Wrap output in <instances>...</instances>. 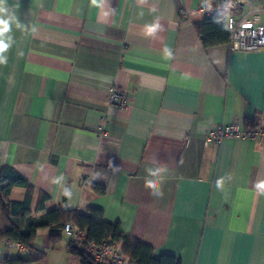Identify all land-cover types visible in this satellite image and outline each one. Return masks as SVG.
Wrapping results in <instances>:
<instances>
[{"label":"crops","instance_id":"crops-1","mask_svg":"<svg viewBox=\"0 0 264 264\" xmlns=\"http://www.w3.org/2000/svg\"><path fill=\"white\" fill-rule=\"evenodd\" d=\"M209 5L7 0L16 22L0 64V166L32 184V211L45 193V211L99 207L155 257L264 264V195L255 189L264 180V141L215 144L206 135L216 124L264 125V48L204 46L194 24L207 15L195 10ZM251 17L264 22V0H253ZM151 24L159 28L149 36ZM111 88L126 106L109 102ZM157 162L166 169L159 198L145 186V169ZM24 195L14 187L8 199ZM49 232L35 237L45 247Z\"/></svg>","mask_w":264,"mask_h":264},{"label":"trees","instance_id":"trees-1","mask_svg":"<svg viewBox=\"0 0 264 264\" xmlns=\"http://www.w3.org/2000/svg\"><path fill=\"white\" fill-rule=\"evenodd\" d=\"M194 27L204 46L228 42L229 33L224 14H209L201 22L195 23ZM249 126H252V122ZM14 187L25 189L22 200L8 199ZM93 187L97 192L103 191V188L97 184H93ZM33 190L32 184L12 166H0V240L10 241L13 247L19 244L25 251H28L27 256L18 255L9 258L7 255L4 259H0V264H35V260L40 261L44 252L33 245L37 230L48 229L50 244L55 246L64 235L62 230L66 223L79 227L85 234L81 244H76L64 235L67 238V253L75 256L81 264H97L88 247L90 244L98 245L103 242L119 246L121 252L135 264H180L179 260L170 255L155 257L150 245L124 233L118 221L105 220L103 210L99 207H91L87 213H80L76 209L65 207L45 211V203L49 200V196L40 193L34 211H32L30 204ZM34 212L42 213L35 215ZM1 222L5 228L1 227ZM29 251H37L39 256L34 258Z\"/></svg>","mask_w":264,"mask_h":264},{"label":"built area","instance_id":"built-area-1","mask_svg":"<svg viewBox=\"0 0 264 264\" xmlns=\"http://www.w3.org/2000/svg\"><path fill=\"white\" fill-rule=\"evenodd\" d=\"M210 3L208 10L199 7L195 12L206 15L216 13L224 14L226 18V28L229 33L228 45L232 49L256 50L264 48V22L251 19L253 0H207ZM126 95L116 89L111 88L108 93L109 102L115 107L126 106ZM207 139L215 144L221 143L225 139H251L264 141V125L254 124L240 128L237 124H216L207 131ZM67 238H71L76 244H81L85 238L83 230L79 227L66 223L62 230ZM0 259H4L12 246L6 240L0 243ZM16 248H22L19 244ZM88 250L92 252L97 264L108 262L110 264H135L133 260L125 256L119 246L103 242L95 245L90 244Z\"/></svg>","mask_w":264,"mask_h":264},{"label":"clouds","instance_id":"clouds-1","mask_svg":"<svg viewBox=\"0 0 264 264\" xmlns=\"http://www.w3.org/2000/svg\"><path fill=\"white\" fill-rule=\"evenodd\" d=\"M90 5L92 7L101 8L104 6L106 0H89ZM105 16L108 15L107 12L103 13ZM16 22L15 16L10 12L9 8L7 7V0H0V64L7 63V57L3 55L7 51V49L11 46V37H6L5 34L11 31L12 24ZM17 26L19 24L17 23ZM159 28L158 24H151L147 25L145 28V32L147 35H153L157 29ZM168 56H171L170 50H165ZM147 173V177L145 179V186L151 190L153 196L159 198L163 195L162 191L160 190V184L164 180V173L166 171L165 167L160 163H155L152 166L146 167L145 169ZM64 177L60 176L55 178V183L60 184L63 181ZM223 181L218 180L216 182L217 188H222ZM255 189L257 190L259 195H264V180H260L255 184ZM62 194L65 197L71 198L72 197V190L68 186L62 187Z\"/></svg>","mask_w":264,"mask_h":264},{"label":"rangeland","instance_id":"rangeland-1","mask_svg":"<svg viewBox=\"0 0 264 264\" xmlns=\"http://www.w3.org/2000/svg\"><path fill=\"white\" fill-rule=\"evenodd\" d=\"M1 224H3V222H1ZM4 241V239L0 240V243H3L2 246H5ZM66 241L67 238L63 235V237L57 242L55 246L50 244L49 247H45L41 239L35 238L33 245H35L36 249L44 252L43 258L40 261L35 260V264H69L70 254H68L64 248ZM62 245L63 247H61ZM18 255L27 256L28 254L24 250H18L13 246L10 247L8 252L9 258H14Z\"/></svg>","mask_w":264,"mask_h":264}]
</instances>
